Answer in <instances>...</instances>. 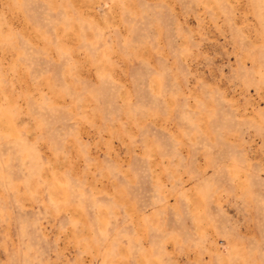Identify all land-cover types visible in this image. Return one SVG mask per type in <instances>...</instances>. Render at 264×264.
Segmentation results:
<instances>
[{"label": "rangeland", "instance_id": "obj_1", "mask_svg": "<svg viewBox=\"0 0 264 264\" xmlns=\"http://www.w3.org/2000/svg\"><path fill=\"white\" fill-rule=\"evenodd\" d=\"M0 264H264V0H0Z\"/></svg>", "mask_w": 264, "mask_h": 264}]
</instances>
